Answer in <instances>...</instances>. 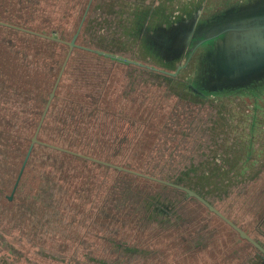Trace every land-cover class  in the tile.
<instances>
[{"label":"rangeland","instance_id":"1","mask_svg":"<svg viewBox=\"0 0 264 264\" xmlns=\"http://www.w3.org/2000/svg\"><path fill=\"white\" fill-rule=\"evenodd\" d=\"M187 1L190 11L200 5L203 10L211 11L215 6L220 9L222 4L239 2L91 0L77 43L95 48H104V44L112 47V54L155 66V59L146 54L130 30L134 27L142 33L143 24L154 26L149 23L154 16L162 15L160 23L166 24L171 20V13L179 14L178 7ZM0 2V19L38 31L43 29L69 40L88 0ZM154 10L158 12L153 13ZM84 27L86 31L81 33ZM127 35L130 36L126 38ZM62 47L56 57L58 61L61 54L66 53L67 47ZM75 52L72 51L70 59ZM75 58L78 59L77 53ZM193 61L190 60L185 70L192 69ZM59 66V62L56 63L55 67L59 69ZM76 66L99 67L79 59ZM130 74L134 76L129 77ZM66 78L64 73L63 94ZM105 85L109 87V94L99 106H107L106 126L111 131H108V138L96 131L92 138H87V143L105 145V150L100 151L107 159L125 162L122 165L154 173L160 178L190 176L191 169H201L202 163L216 162L222 179L237 176V180L231 181V187H228L231 182L218 183L206 192V199L243 228L254 232L264 245V99L258 108L235 98L213 99L212 104L218 108L215 112L205 107L206 98L202 104L187 93L178 101L175 94L164 93L162 85L150 73L123 64L110 69ZM70 91L74 93L76 89L70 88ZM244 106L253 108V112ZM78 112L83 115L82 111ZM85 142L83 138L80 145ZM2 160L7 163L2 166L0 162V190H3L0 191V264H258L260 261L255 250L239 240L230 227L192 199L181 206L183 221L161 224L141 218L146 215L140 202L142 198L169 191L110 169L96 168L94 173L104 177V182L114 179L116 186L95 188L89 183L88 200L81 194V179L66 180L53 174L52 182L58 181L62 186L47 191L49 202L46 203L60 211L37 207L30 215L27 209L30 197L16 194L10 203L5 201L17 173L19 158L8 154ZM47 161L34 157V164L29 166L42 169L41 164ZM66 163L75 169L86 166L75 165L73 160ZM54 166L52 162L50 167ZM194 173L197 175L199 170ZM22 192L30 191L23 188ZM122 197L125 206L111 213L122 218L124 212H131L133 218L127 217L124 222L110 219L107 212L114 211L112 204H119ZM46 203L40 207L45 208ZM58 215L60 222L57 223L54 219ZM47 218L53 220L47 221ZM115 243L128 247L137 245L139 249L123 252L115 248Z\"/></svg>","mask_w":264,"mask_h":264},{"label":"trees","instance_id":"2","mask_svg":"<svg viewBox=\"0 0 264 264\" xmlns=\"http://www.w3.org/2000/svg\"><path fill=\"white\" fill-rule=\"evenodd\" d=\"M0 4L2 3L0 2ZM156 11L154 10L153 13ZM145 15V13L141 14L142 17H145ZM123 22H126L125 19ZM86 28L84 27L81 33H84ZM39 31L46 33L43 29ZM130 33L138 37V33L134 34L131 30ZM128 36L130 35H127L126 38ZM65 46L64 44L58 43V41L0 25V162L2 166H5L7 163V161L2 160V157L8 154L19 158L18 164L20 165L28 148L32 131L47 98L52 80L58 70V67H55V65L58 62L60 65V60L62 61L64 53L61 54L59 61L56 57L60 54V48H64ZM82 46L76 49L75 52L78 55V59L87 65L95 64L99 65V67L76 66L78 59L75 58L74 53L65 70L67 75L66 81H64L65 94L61 93V87L63 85L62 78L59 89L40 131L39 138L42 141L93 157L107 159L103 153L106 146L95 145L99 147L98 149L93 144L87 143V138H92L96 131L107 138L109 136L108 131L110 133L111 129L106 126L109 112L105 109L107 106H99V104L109 94V87L105 85V80L110 69L113 66H119L121 64L126 67H138L147 71L162 85L164 93L169 92V94H175L178 101H181V96H184L187 92H190L188 93L190 98L201 100L202 104L203 98H206L208 104L205 107L214 109L215 112L218 108L212 104V100L224 99L229 96L227 94H220L221 97L219 98L211 99L207 96L199 98V95L191 89H187V92L183 90L184 88L180 89L177 77L165 75L152 69L118 60L94 51L99 50L112 54V47L104 44V48L97 46L95 48L86 44ZM133 76L134 74L129 75V77ZM70 88H74L76 91L72 93ZM263 92L264 88L249 90L243 95V98L247 102L252 103L254 108H258L259 103L263 100L261 98ZM244 108L249 112H253V108H248L247 106H244ZM78 110L82 111L83 115ZM83 138H86V142L80 145V141ZM34 157H43L46 160L48 159V161L41 164L42 169L30 168L29 164H34L32 162ZM68 160L76 161L75 165L81 163L86 166H84V169H75L66 163ZM245 160L247 159L245 158ZM52 162H55L54 167H50ZM116 163L123 164L125 162ZM199 164L197 163L196 165L199 166ZM19 165L17 166L19 167ZM88 165L91 167L87 168ZM217 166V163L214 161L205 164L202 163L201 169H194L199 170L197 175L191 169L193 173L190 176L183 177V175H180L175 179L171 177L161 179L186 186L206 199V192L218 183H230L233 180H237V176L229 178L228 180L225 178L222 179L219 176V167ZM96 168L110 169L125 174L132 179H142L144 182L156 184L158 187L164 188V191H178L181 197L187 196L184 191L165 183L120 172L105 165L95 163L94 161L43 145L34 146L28 166L17 186L16 194L23 195L22 198L30 197L29 206H27L30 215L35 213L37 207L39 209H46L40 207V205L49 202V198L47 197L49 194L47 191L50 188L62 186L58 181L55 183L52 182L54 174L63 176L61 178L66 180L81 179V194L85 200H88L91 190V187L88 185L89 183H92V186L95 188H113L116 186L114 179L110 183L107 181L104 182V177H101L99 173H94V169ZM148 174L156 175L151 172H148ZM232 185L233 183L231 182L228 187ZM0 188L2 189L1 186ZM23 188H27L30 192H22ZM163 196L162 193H155L142 198L140 202L146 215L141 218L147 221L157 222L163 219H170L167 215L168 206L165 205L167 203L161 200ZM193 200L196 199L194 198ZM5 201L10 203L7 199ZM21 201L23 200L21 199ZM118 202L119 204L115 205L123 206L125 204L124 197L119 199ZM56 208L60 211L58 207Z\"/></svg>","mask_w":264,"mask_h":264},{"label":"water","instance_id":"3","mask_svg":"<svg viewBox=\"0 0 264 264\" xmlns=\"http://www.w3.org/2000/svg\"><path fill=\"white\" fill-rule=\"evenodd\" d=\"M223 1L221 0L220 2ZM238 1L228 6L222 4V8L220 9H217L215 6L213 8L214 10L211 11L203 10V6L201 5L196 10L190 11L191 6H187V1L183 4L184 6L178 7L180 13L177 15L171 13V20L168 19L164 25L160 23L162 16L160 15L158 17L154 16L149 22L154 26L151 27L148 24H143V28L141 29L142 33H138V28L134 30L135 28L132 27L131 32L134 34L138 33L136 40L145 48L146 54H150L155 59V66L143 64L116 54L99 50L94 51L118 60L152 69L165 75L177 77L180 89L184 88L183 90L186 92L187 89H191L199 95V98L207 96L212 99L221 97L220 94H227L229 95L227 99L237 98L238 100L245 101L246 99L243 98V95L246 92L264 88V0ZM90 3L91 0H88L76 31L69 41L56 37L54 34L48 35L0 21L2 25L62 42L68 46L67 53L30 138V143L11 194H13L18 184L34 145L40 144L182 189L189 196L196 198L211 212L220 217L232 229L237 231L242 238L253 244L264 255V247L196 191L183 185L135 172L121 165H116L42 141L38 138L39 131L55 95L71 51L74 47H79L75 40L82 28ZM173 9H175L174 6L172 7ZM162 11L160 10L159 12L162 13ZM213 11L215 12L212 13ZM203 13L209 15H203ZM145 30L148 31L144 32ZM191 59L194 60V63L192 69L187 71L185 67ZM261 98L264 99V92Z\"/></svg>","mask_w":264,"mask_h":264},{"label":"flooded vegetation","instance_id":"4","mask_svg":"<svg viewBox=\"0 0 264 264\" xmlns=\"http://www.w3.org/2000/svg\"><path fill=\"white\" fill-rule=\"evenodd\" d=\"M86 7V6H85ZM85 9V8H84ZM84 12V11H83ZM82 15H83V13H82ZM82 17V16H81ZM81 19V18H80ZM0 21H3V22H6V23H9V24H13V25H17V24H15V23H11V22H8V21H6V20H2V19H0ZM79 24V23H78ZM0 25H2V24H0ZM2 26H5V27H9V26H6V25H2ZM17 26H20V27H24V26H22V25H17ZM78 26V25H77ZM9 28H12V27H9ZM24 28H27V27H24ZM77 28V27H76ZM76 28H75V30H74V32L76 31ZM12 29H15V28H12ZM27 29H30V30H33V31H36V30H34V29H31V28H27ZM16 30H18V29H16ZM18 31H21V30H18ZM80 31H81V29H80ZM80 31H79V33H80ZM22 32H25V33H29V32H26V31H22ZM36 32H40V33H43V32H41V31H36ZM74 32H73V34H74ZM79 33H78V36H79ZM29 34H32V33H29ZM46 34H48V33H46ZM72 34V35H73ZM33 35H35V34H33ZM48 35H52L51 33L50 34H48ZM38 36V35H37ZM78 36L76 37V40H75V42H76V44H78L79 45V47H74L73 49H72V51L73 50H76V49H78V48H80V46H82V44H79V43H77V40H78ZM42 37V36H41ZM72 37V36H71ZM45 38V37H44ZM59 38H61V37H59ZM49 39V38H48ZM61 39H63V38H61ZM71 39V38H70ZM69 39V40H70ZM63 40H65V39H63ZM69 40H66V41H69ZM58 43H60V44H64V45H66L65 43H62V42H58ZM66 47H67V49H66V53H67V50H68V46L66 45ZM72 51H71V54H72ZM66 53H65V55H66ZM71 54H70V56H71ZM65 55H64V57H65ZM64 57H63V59H64ZM63 59H62V61H61V64H60V66H59V69H60V67H61V65H62V62H63ZM69 59H70V57H69ZM69 59H68V61H67V63H66V66L68 65V62H69ZM66 66H65V69H64V71H63V74H62V76H61V79H60V81H59V84H58V86H57V89H56V91H55V95H54V97H53V99H52V101H51V104H50V107H49V109H48V112H49V110H50V108H51V105H52V103H53V101H54V98H55V96H56V93H57V90L59 89V86H60V83H61V81H62V78H63V75H64V73H65V70H66ZM59 69L57 70V73H56V75H55V77L53 78V81H52V83H51V86H50V88H49V91L51 90V87H52V85H53V83H54V80H55V78H56V76H57V74H58V71H59ZM49 91H48V94H49ZM48 94H47V98H48ZM47 98H46V100H47ZM46 100H45V103H46ZM45 103H44V105H45ZM44 105H43V108H44ZM43 108H42V110H43ZM42 110H41V112H42ZM48 112H47V114H48ZM41 114V113H40ZM47 114H46V116H47ZM45 119H46V117H45ZM45 119H44V121H45ZM38 120H39V118H38ZM38 120H37V122H38ZM37 122H36V124H37ZM43 124H44V122H43ZM43 124H42V126H43ZM42 126H41V129H42ZM35 127H36V125H35ZM35 127H34V129H35ZM34 129H33V131H32V134H33V132H34ZM41 129H40V131H41ZM40 131H39V135H38V138H39V136H40ZM32 134H31V136H32ZM31 138V137H30ZM40 139V138H39ZM30 143V142H29ZM52 144V143H51ZM36 145H38V144H36ZM36 145H34V146H36ZM40 145V144H39ZM58 146V145H57ZM34 148V147H33ZM65 148V147H64ZM66 149H68V148H66ZM33 150V149H32ZM71 150V149H70ZM77 152V151H76ZM26 153V152H25ZM32 153V152H31ZM80 153V152H79ZM83 154V153H82ZM31 155V154H30ZM86 155V154H85ZM25 156V155H24ZM88 156H90V155H88ZM91 157H93V156H91ZM94 158H97V159H100V160H103V161H107V162H110V163H113V164H116V165H121V166H123L124 168H127V169H130V170H132V171H135V172H139V173H144V172H142V171H139V170H136V169H133V168H130V167H127V166H124V165H122V164H119V163H116V162H112V161H109V160H107V159H103V158H99V157H94ZM23 159H24V157L22 158V160H21V163H20V165H19V167H18V170H17V173H16V176H15V179H14V182H13V185H12V187H11V190H10V194L8 195V196H6V199L8 200V201H12L13 199H15V195H16V190H17V186H18V184L20 183V181H21V178H22V175H23V173H24V171H25V169H26V167H27V165H28V161H29V159H30V156H29V158H28V160H27V162H26V164H25V166H24V169H23V172H22V174H21V176H20V179H19V181H18V184H17V186H16V188H15V190H14V192H13V194H11V192H12V189H13V186H14V183H15V180H16V177H17V175H18V172H19V170H20V167H21V165H22V162H23ZM95 163H97V162H95ZM100 164V163H99ZM101 165H103V164H101ZM105 166H107V167H110V168H112V169H116V170H118V171H120V172H125V173H129V174H132V175H135V176H138V177H141V178H143V176H141V175H138V174H135V173H132V172H129V171H124V170H119V169H117V168H114V167H111V166H108V165H105ZM144 174H147V175H151V174H148V173H144ZM151 176H154V175H151ZM154 177H156V176H154ZM144 178H146V177H144ZM157 178H159V177H157ZM147 179H149V178H147ZM161 179V178H160ZM150 180H152V179H150ZM164 180V179H163ZM155 181V180H154ZM167 181V180H166ZM180 185V184H179ZM178 190H181V191H184V190H182V189H179L178 188ZM185 192V191H184ZM186 193V192H185ZM163 194V193H162ZM187 194V193H186ZM164 196L163 197H161V200H163L164 202H166L167 204H165L166 206H168V212H167V215L170 217V219H168V220H166V219H163V220H160L159 222L161 223V224H174V221L176 222L177 220H181V221H183L184 220V216L182 215V213H180V209H181V206L183 205V204H185L187 201H189L190 199H194V197L192 198V196H189L188 194H187V196H185V197H181L180 195H179V192L178 191H171V192H168V193H165V194H163ZM8 197V198H7ZM10 197V198H9ZM196 199V198H195ZM208 202H210L208 199H206ZM194 201H196L197 203H199V204H201L207 211H209V212H211L205 205H203L200 201H198L197 199L196 200H194ZM211 203V202H210ZM212 204V203H211ZM114 207H115V210L114 211H107V212H109V214H110V219H112V220H122L123 222H124V220L127 218V217H132L133 218V216H132V213L131 212H124V215H125V217H122V218H120V217H118V216H115V214H113V213H111V212H116V211H119L120 210V208L121 207H124L125 205H123V206H121V205H115V204H112ZM214 207H216L214 204H212ZM45 208L46 209H50L51 210V212H58V210H57V208L56 207H52L51 205H49V204H45ZM217 208V207H216ZM218 209V208H217ZM219 210V209H218ZM29 211V210H28ZM220 211V210H219ZM102 212H105V211H102ZM221 212V211H220ZM211 213H213V212H211ZM223 213V212H222ZM214 214V213H213ZM224 214V213H223ZM214 215H216V214H214ZM225 215V214H224ZM163 216V215H162ZM162 216H157V217H162ZM217 216V215H216ZM227 216V215H226ZM218 217V216H217ZM228 217V216H227ZM224 224H226L228 227H230L226 222H224L220 217H218ZM229 219H231L230 217H228ZM15 219H17V218H15ZM53 220V218H47V221H52ZM57 223L58 222H60V216L58 215V217H56L55 219H54ZM232 220V219H231ZM17 221V220H16ZM234 223H236L234 220H232ZM240 228H242L244 231H246V233L248 234V235H250L253 239H255L262 247H264V245L260 242V239L256 236V234L254 233V232H252L251 230H246L245 228H243L240 224H238V223H236ZM231 228V227H230ZM232 229V228H231ZM236 234H237V236H238V238H239V240H243V241H245V243L246 244H248L249 246H250V248L251 249H253V250H255V252L259 255V257H260V261L258 262V264H264V255L262 254V252H260V250L259 249H257L253 244H251L249 241H247L246 239H244V238H242L240 235H239V233L237 232V231H235L234 229H232ZM129 246H131V247H128L127 245H122V243H115V248L116 249H118V248H120L123 252H128V251H134V250H137V249H139V246H137V245H129Z\"/></svg>","mask_w":264,"mask_h":264}]
</instances>
